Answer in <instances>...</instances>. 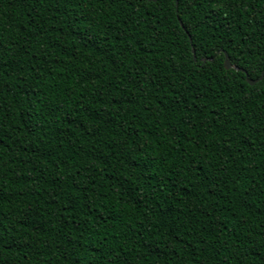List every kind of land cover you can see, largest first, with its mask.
<instances>
[{
    "label": "trees",
    "instance_id": "obj_1",
    "mask_svg": "<svg viewBox=\"0 0 264 264\" xmlns=\"http://www.w3.org/2000/svg\"><path fill=\"white\" fill-rule=\"evenodd\" d=\"M225 11L0 0V264H264V0Z\"/></svg>",
    "mask_w": 264,
    "mask_h": 264
},
{
    "label": "snow or ice",
    "instance_id": "obj_2",
    "mask_svg": "<svg viewBox=\"0 0 264 264\" xmlns=\"http://www.w3.org/2000/svg\"><path fill=\"white\" fill-rule=\"evenodd\" d=\"M167 2V0H166ZM240 0H171V4L175 5V11L177 14L183 9H187L189 13H195L197 10H203L208 20L215 21H225L228 16V12L225 9H231L234 3H239ZM91 7V5L89 6ZM195 18V17H194ZM203 22V20H201ZM84 23L88 27V31L83 33V37L89 36V32L92 31L93 25L95 23L94 18L91 16H85L83 14L76 17L73 21V25ZM91 40L92 37H89ZM257 55V60L259 61V71L257 68H252V71L256 73L257 76L261 75V72H264V52H260ZM4 81L0 80V84H3ZM2 91H0V96H2ZM4 109L0 107V124L3 122ZM31 122V121H30ZM33 129L36 127V124H32ZM2 142V141H0ZM141 150V149H138ZM264 259V258H262Z\"/></svg>",
    "mask_w": 264,
    "mask_h": 264
},
{
    "label": "water",
    "instance_id": "obj_3",
    "mask_svg": "<svg viewBox=\"0 0 264 264\" xmlns=\"http://www.w3.org/2000/svg\"><path fill=\"white\" fill-rule=\"evenodd\" d=\"M149 1H155V0H149ZM180 23H181V25L183 26V24H182L181 21H180ZM224 66H225L226 69L234 68V69H236V70H240V71L246 73V71H245L244 69L239 68V67H235V66L231 63V61H230V59H229V57H228L227 54L225 55ZM263 77H264V72H262L261 76H260L258 79H255V80H254V79H250L249 76H248V74L246 73V80H247V82H248L249 84H251V85H254V84L257 83L259 80L263 79Z\"/></svg>",
    "mask_w": 264,
    "mask_h": 264
}]
</instances>
